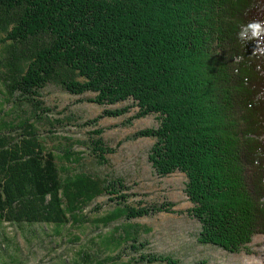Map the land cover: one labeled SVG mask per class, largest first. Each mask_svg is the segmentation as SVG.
I'll list each match as a JSON object with an SVG mask.
<instances>
[{"label": "trees", "instance_id": "1", "mask_svg": "<svg viewBox=\"0 0 264 264\" xmlns=\"http://www.w3.org/2000/svg\"><path fill=\"white\" fill-rule=\"evenodd\" d=\"M0 38L6 93L34 116L55 85L99 106L130 101L132 119L157 117L133 138L155 141L148 160L157 176L186 177L199 244L240 254L264 235V0H0ZM93 134L106 164L103 131ZM63 172L35 125L2 122L0 225L78 223L82 207L125 188L119 178ZM150 211L160 209L125 207L104 223ZM123 241L135 264H183L142 253L148 242L130 229Z\"/></svg>", "mask_w": 264, "mask_h": 264}, {"label": "rangeland", "instance_id": "2", "mask_svg": "<svg viewBox=\"0 0 264 264\" xmlns=\"http://www.w3.org/2000/svg\"><path fill=\"white\" fill-rule=\"evenodd\" d=\"M1 51L0 43V55ZM2 71L0 124L5 121L18 126L24 122L35 125L42 143L57 156L63 179L92 174L109 182L122 179L125 188H115L113 194H104L82 207L78 223L61 227L0 225V264H82V255L97 256L91 264H135L131 259L136 255L125 250L123 241L129 229L143 243L148 242L142 253L170 255L183 264H264V235L255 236L250 251L240 254H228L197 242L200 226L189 214L192 204L185 193L186 177L181 173L157 176L148 160L155 141L133 138L138 131L158 126L155 115L132 119L137 108L130 101L99 106L89 102L92 94L75 96L49 85L40 98L43 110L34 116L30 108L7 95ZM126 107L129 112L120 117L103 116L105 110ZM98 129L103 131L101 138L110 150L106 164H100L92 150V142L98 138L93 133ZM125 207L160 211L104 223L107 216ZM121 242L123 249L119 247Z\"/></svg>", "mask_w": 264, "mask_h": 264}]
</instances>
